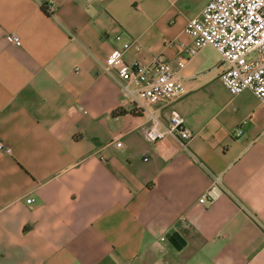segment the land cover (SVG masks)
I'll list each match as a JSON object with an SVG mask.
<instances>
[{"label":"crops","instance_id":"1","mask_svg":"<svg viewBox=\"0 0 264 264\" xmlns=\"http://www.w3.org/2000/svg\"><path fill=\"white\" fill-rule=\"evenodd\" d=\"M210 1L0 0V264H264V105L227 90L213 47L188 56ZM126 43L129 64L184 62L185 95L147 108L178 111L188 149L149 142L104 71ZM213 176L226 192L201 204Z\"/></svg>","mask_w":264,"mask_h":264},{"label":"built area","instance_id":"2","mask_svg":"<svg viewBox=\"0 0 264 264\" xmlns=\"http://www.w3.org/2000/svg\"><path fill=\"white\" fill-rule=\"evenodd\" d=\"M43 7L47 14L54 16L57 3L51 1ZM184 33L192 39L188 49L190 58L207 46L213 47L222 57L220 80L227 90L233 96L249 91L264 105V0H211L199 16L188 20ZM7 39L21 46L17 34L8 35ZM115 39L119 41L121 36ZM131 46V43H126L122 50L115 51L105 61L104 71L115 72L122 81L123 93L139 112L149 115L151 125L144 130L149 142L169 136L188 149L193 134L186 127L185 118L173 110L167 125H163L147 108L174 102L185 95L184 85L178 76L184 62H178L174 67L159 57L147 65L129 64L124 60V54ZM117 146L121 147L122 143H117ZM1 149L11 153L9 147L1 146ZM225 192L221 178L213 176L199 203L212 204ZM32 202L33 198L27 200L29 204Z\"/></svg>","mask_w":264,"mask_h":264},{"label":"water","instance_id":"3","mask_svg":"<svg viewBox=\"0 0 264 264\" xmlns=\"http://www.w3.org/2000/svg\"><path fill=\"white\" fill-rule=\"evenodd\" d=\"M169 240L176 246V247H178L177 245H178V242H177V240H176V234H171L170 236H169Z\"/></svg>","mask_w":264,"mask_h":264},{"label":"trees","instance_id":"4","mask_svg":"<svg viewBox=\"0 0 264 264\" xmlns=\"http://www.w3.org/2000/svg\"><path fill=\"white\" fill-rule=\"evenodd\" d=\"M119 114L124 115V114H126V112L122 110V111H119Z\"/></svg>","mask_w":264,"mask_h":264}]
</instances>
